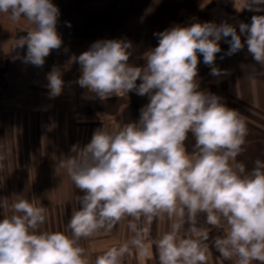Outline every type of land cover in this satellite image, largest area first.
Masks as SVG:
<instances>
[{"label": "clouds", "instance_id": "1", "mask_svg": "<svg viewBox=\"0 0 264 264\" xmlns=\"http://www.w3.org/2000/svg\"><path fill=\"white\" fill-rule=\"evenodd\" d=\"M245 8L264 11V0H243L237 10ZM0 14L29 25L14 45L26 46L24 63L42 67L51 51L61 48L60 10L52 0H0ZM155 35L158 45L143 54V66L130 63L133 45L123 39L96 41L72 57L80 65L77 83L101 101L135 92L149 102L137 121L95 130L89 143L74 145V155L61 160L59 166L83 193L67 223L70 234L41 231L45 207L35 197L15 195L11 214L0 219V264H90L82 239L111 231L128 217L151 222L164 216L178 219L153 241L159 264H206L207 231L198 239L180 235L185 218L195 224L201 214L222 232L214 247L224 260L264 264V160L256 159L251 169L238 161L246 122L221 97L200 90L198 80V56L211 75L226 74L215 66L221 40L229 44L227 55L246 45L264 67V15H253L250 24L195 22ZM47 80L49 97L61 95V70L53 67ZM5 206L0 200V208ZM131 243L143 248L139 234ZM127 251V244L111 248L94 264H121Z\"/></svg>", "mask_w": 264, "mask_h": 264}, {"label": "crops", "instance_id": "2", "mask_svg": "<svg viewBox=\"0 0 264 264\" xmlns=\"http://www.w3.org/2000/svg\"><path fill=\"white\" fill-rule=\"evenodd\" d=\"M52 2L60 10L57 31L63 43L60 49L51 51L42 67L24 63L23 56L17 58L20 57L17 53L1 50L4 44L2 36L7 33L3 28L8 18L0 14L1 62L6 64L15 58L22 68H31L33 81L44 80L53 67H57L64 81L63 94L58 97H38L39 102L35 96L31 98V111L27 112L30 122H24L21 117L26 114L23 112L25 108L12 111L3 109L7 106H0V157H3L0 160V200H6V206L0 208V219L11 214L10 205L16 199L15 195L23 194L25 198L35 197L37 204L46 209L41 231L70 234L67 223L78 208V196L83 193L75 187L66 170L59 166L61 160L74 155L71 151L74 145L82 148L89 143L95 130L105 127L111 131L137 121L140 109L149 102L147 96H139L135 92L127 96L113 95L101 101L77 83L81 75L80 65L73 62L72 57L87 51L96 41L123 39L133 45L130 63L143 66V54L158 45L155 34L165 29L190 26L195 22L250 24L253 15H264V11L237 10L243 0ZM66 22H70V26ZM23 23L27 22L22 20L14 24L23 27ZM244 39L242 37V41ZM219 43L221 52L216 56L215 66L225 70L226 74L219 77L211 75L210 67L203 63L202 56H198L200 90L221 97L227 107L237 110L244 118L248 135L245 151L237 159L251 169L256 159L264 160V67L248 53L246 45L239 52L227 55L229 44L225 40ZM11 48L14 51V46ZM21 76L23 72L19 78ZM73 100H77L76 104L71 103ZM186 143L191 150L193 138L189 136ZM177 219L164 216L148 222L143 217L140 220L128 217L116 223L111 231L98 232L82 239L80 244L90 264H94L96 257L105 251L125 244L128 251L121 264H159L158 250L153 241L170 231ZM193 228L197 231L192 232ZM201 230L208 233L206 264H233L224 260L214 247V239L222 232L208 225L203 214L197 217L195 224H190L185 218L180 235L181 238L198 239ZM138 234L142 238V249L131 243Z\"/></svg>", "mask_w": 264, "mask_h": 264}, {"label": "rangeland", "instance_id": "3", "mask_svg": "<svg viewBox=\"0 0 264 264\" xmlns=\"http://www.w3.org/2000/svg\"><path fill=\"white\" fill-rule=\"evenodd\" d=\"M6 21L8 23L4 22L6 27L4 26L3 31L7 33H4L2 36L4 37V44L1 46V50H9L11 51L9 53H17L19 54L18 56H24L27 50L26 46L23 49L13 48L14 51H12L11 46H14L16 40L21 36L26 35V32L24 31L29 25L27 23H23V27H21L18 24L15 25L9 19ZM16 26L18 27L17 29ZM75 46L82 45L76 44ZM2 55L3 54L0 55V106H7V108L3 107V109L12 111L16 110L17 108H25L23 112L26 114H23L21 117H23L24 122H30L28 119L30 118V115H28L27 112L31 111V98L35 96L39 102L38 97L43 99L44 96L47 97L49 95L47 76L44 77V80L33 81L34 78L31 76L30 67L22 68V65H20L19 62H16L15 58L11 59V61L6 64H3L1 62ZM22 72L23 76L19 78ZM76 101L73 100L71 103L76 104ZM41 106L43 105L41 104Z\"/></svg>", "mask_w": 264, "mask_h": 264}]
</instances>
